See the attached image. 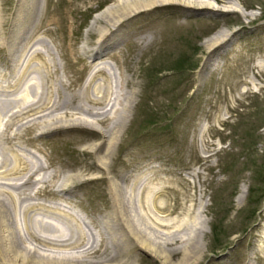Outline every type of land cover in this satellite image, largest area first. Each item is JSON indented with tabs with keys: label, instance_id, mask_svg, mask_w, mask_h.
Masks as SVG:
<instances>
[{
	"label": "rangeland",
	"instance_id": "rangeland-1",
	"mask_svg": "<svg viewBox=\"0 0 264 264\" xmlns=\"http://www.w3.org/2000/svg\"><path fill=\"white\" fill-rule=\"evenodd\" d=\"M20 1L0 0V84L29 60L31 67L54 73L45 81L53 83V99L78 93L95 66L88 68L87 62L98 57H86L84 47L98 45V25L114 29L102 18L93 22V16L116 0H36L15 21ZM207 1L214 9L175 5L142 11L111 30L113 39L120 37L116 43L107 36L109 44L101 52L112 51L116 58L105 54L102 61L121 65L129 79L125 89L135 90V96L106 166L96 157L104 144L97 152L88 147L101 139L95 130L33 125L40 113H24L7 126L9 165L16 155L42 165L32 182L23 185L31 195L20 201L21 207L57 204L70 217L55 214L52 222L70 228L76 223L86 238L91 231L97 241L101 219L112 216L113 178L137 215L139 199L148 192V214L163 223H151L157 228L153 230L174 232L180 221L196 225L192 233L203 251L186 264H264V0ZM14 23L15 37L20 36L8 56L3 43ZM223 29L229 36L214 49L207 48L204 40ZM31 77L27 79L33 81ZM21 92L27 94L24 86ZM6 117L0 112V134ZM16 133L20 137H11ZM56 171L59 175L45 190L34 181ZM67 173L77 176L70 179L68 190H58ZM25 174L29 171L0 181L18 182ZM242 183L246 191L236 203ZM2 197L12 209L8 193ZM153 203L175 209L160 216ZM22 213L18 210L21 223H30L33 212ZM167 241L171 260H178L181 252L174 248L179 238L169 236ZM131 253L136 264H162L143 249Z\"/></svg>",
	"mask_w": 264,
	"mask_h": 264
},
{
	"label": "bare ground",
	"instance_id": "bare-ground-1",
	"mask_svg": "<svg viewBox=\"0 0 264 264\" xmlns=\"http://www.w3.org/2000/svg\"><path fill=\"white\" fill-rule=\"evenodd\" d=\"M35 1L21 0L17 14H15V21L20 18L26 7L34 6ZM175 5L189 10L214 9L215 7L207 0H116L96 12L93 16V22L102 18L106 24L114 27V29H110L107 25H98L97 30L100 34L98 45L91 49L83 46L86 57H98L87 62L88 68L91 67V64L95 65L93 70L81 86L80 91L70 94L68 98L64 96L59 99L56 96L53 99L51 94L53 83L47 84L45 81L52 78L54 73L43 66L31 67L29 60L16 74L14 73L15 76L11 80L5 84H0V112L4 110L7 116L0 134L1 141L5 143L0 145L2 147L0 148V177L29 171V174L20 177L21 181H0V264H136L137 261L131 253L134 248H140L155 255L161 259L162 264H186L189 257H197L202 254L203 244L195 239L192 233L196 226L194 223L187 226V222L180 221L173 229L174 232L162 231L159 233L157 230H153L156 226L151 225V223H159V226L163 223L159 217H151L148 214V208L145 206L148 192L143 197L144 200L139 199L140 215H137L134 209L136 206L134 207L132 202L127 204L126 200L121 197L119 184L113 178L110 179V190L114 201L112 216H110L111 219H101L100 228L102 230L99 228L100 237L97 241H95L91 231L86 238L82 227L76 223L74 228H70L67 225L62 227L52 222L55 214L70 217L67 211L57 204L32 202L21 207L20 201L22 199L27 200L31 195L22 187L24 184L32 182L30 181L31 177L36 173V170L42 169V165L37 160L29 162L17 155L11 157L12 164L9 165L6 152V140L9 137L6 134L7 126L15 123L16 117L24 113L33 115L40 113L33 118V125H49L51 128L66 125L97 131L101 139L91 142L88 147L97 152L104 144L102 153H97L96 157L101 166H106L112 147L129 119L135 90L127 91L125 89L129 79L119 63L116 62L115 67H112L111 64L102 61L105 54L113 59L116 58V54L112 51L107 53L101 51H104V48L108 46V40L113 39L111 30L121 26L129 17L149 9ZM231 10L237 9L232 8ZM241 13L243 14L242 10ZM15 28L16 23L12 29L13 33L3 43L10 50L8 56L11 49L15 47L14 42L20 36L15 37ZM228 36L227 30H218L208 36L204 40V44L207 48L214 49ZM119 38L118 36L114 37L113 43H116ZM38 54L40 55L39 52H36V55ZM204 65L205 63L202 67ZM34 73L35 76H33ZM28 76H32L33 81L27 79ZM98 76L100 79L97 78ZM26 79L28 81L24 82ZM56 80L60 85L63 83L60 78L56 77ZM71 85L72 83L69 81L67 87ZM23 86L27 93L25 95L21 92ZM106 106L108 108H105ZM54 111L58 112L52 113ZM82 114L89 115L90 118L84 117ZM36 119L40 120L36 121ZM11 137H20V134L16 133ZM58 175L57 171L48 176L42 174L41 177H36L34 181L41 183L40 187L45 190L51 185L50 182L53 181V178ZM75 176L77 175L64 174L58 185V190H68V183ZM43 189L40 190L44 191ZM41 191L37 190L36 192ZM245 191V184L242 183L235 195L236 203L240 202ZM6 192L11 198L12 209L2 197ZM152 206L156 212H160V216L164 215L162 213L164 210L173 211L175 209L164 204L156 205L153 203ZM18 210H22L24 214L29 211L33 212L30 215L31 222L26 223L24 221L22 224L18 218ZM191 210L193 211V208H188L189 212ZM175 230L177 232L182 230L183 232L174 235L177 233ZM169 236L179 238V244L174 249L181 252V257L176 261L171 260L172 250L165 246ZM30 243L33 245L30 246ZM108 244H110L111 250H108ZM72 249H76V253H73Z\"/></svg>",
	"mask_w": 264,
	"mask_h": 264
}]
</instances>
